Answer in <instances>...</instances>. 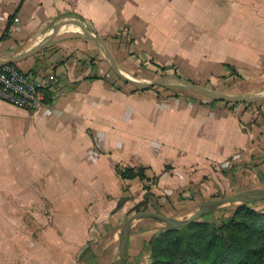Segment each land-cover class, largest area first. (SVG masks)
Listing matches in <instances>:
<instances>
[{
	"label": "crops",
	"instance_id": "1",
	"mask_svg": "<svg viewBox=\"0 0 264 264\" xmlns=\"http://www.w3.org/2000/svg\"><path fill=\"white\" fill-rule=\"evenodd\" d=\"M0 63L56 78L34 111L0 99V264H117L131 214L185 220L211 198L264 189V101L119 75L245 95L237 79L264 84V0H0ZM121 166L158 179H123ZM167 227L134 219L122 264H148Z\"/></svg>",
	"mask_w": 264,
	"mask_h": 264
},
{
	"label": "trees",
	"instance_id": "2",
	"mask_svg": "<svg viewBox=\"0 0 264 264\" xmlns=\"http://www.w3.org/2000/svg\"><path fill=\"white\" fill-rule=\"evenodd\" d=\"M159 68L168 69L167 66ZM154 87L157 88L156 85L150 88ZM118 170L123 179L139 177L154 182L158 179L157 176L149 178L146 167L121 166ZM144 188L150 191L147 184ZM142 203L136 209L140 210ZM228 212L231 214L221 218L210 219L205 215L186 226L156 232L148 244V264H264V211L241 203Z\"/></svg>",
	"mask_w": 264,
	"mask_h": 264
},
{
	"label": "water",
	"instance_id": "3",
	"mask_svg": "<svg viewBox=\"0 0 264 264\" xmlns=\"http://www.w3.org/2000/svg\"><path fill=\"white\" fill-rule=\"evenodd\" d=\"M79 25L82 27L84 32L87 33V35L95 38L99 42H102L105 46L106 44L101 40L100 38L96 37L95 34H92L90 31L86 29V27L81 23L78 22ZM60 29V26L56 28L55 32H57ZM119 75L123 80H125L128 83H131L135 86H138L140 88H149L154 85H158L160 83H163L167 80H177L180 82L182 85L190 88L193 91H196L206 97L219 100V101H225V102H235V103H253V102H258V101H264V94H259L255 96H233V95H227V94H221L215 91H211L207 88H204L186 78L181 77L178 74H168L166 76H162L160 78L155 79L152 82L149 83H144L140 82L138 80H135L133 78H130L128 76H125L119 72ZM264 200V189H255L252 191H246V192H238L234 194H230L227 196L223 197H218V198H211L207 201H205L202 206L194 213L192 214L189 218L185 220H178L174 217L151 211V210H142V211H137L133 214H131L128 219L124 222L123 228H122V235H121V240H120V251H119V256L117 260V264H122L123 259L126 254V248H127V241L130 233V228H131V223L134 219L140 218V217H154L156 219L161 220L164 222L168 227H183L188 225L194 220H197L211 212H213L216 208L228 204V203H253L256 201Z\"/></svg>",
	"mask_w": 264,
	"mask_h": 264
},
{
	"label": "built area",
	"instance_id": "4",
	"mask_svg": "<svg viewBox=\"0 0 264 264\" xmlns=\"http://www.w3.org/2000/svg\"><path fill=\"white\" fill-rule=\"evenodd\" d=\"M55 79L54 74L39 75L0 63V99L34 111L48 104L47 90Z\"/></svg>",
	"mask_w": 264,
	"mask_h": 264
},
{
	"label": "rangeland",
	"instance_id": "5",
	"mask_svg": "<svg viewBox=\"0 0 264 264\" xmlns=\"http://www.w3.org/2000/svg\"><path fill=\"white\" fill-rule=\"evenodd\" d=\"M166 75H168V74L167 73L162 74L160 77L166 76ZM160 77H158V78H160ZM237 81L239 82V84L237 86V87H239L238 89L241 91H247L246 93H248V94L245 93V95L240 94V95H233V96H255V95H259V94H264V84L263 85H261V84L260 85H255V84L253 85L249 82L241 81L240 79H237ZM233 85L232 84L227 85V86H224L223 88H221L220 86H219L220 88H218V86H202V87L207 88L211 91L221 93V94H227V93H225V91H229V90L234 91L235 88ZM156 86H157V88H162V89L163 88H165V89L171 88L177 92H182L184 94L192 95V96H195V97L200 98V99H205V100H211L212 99V98L206 97V96H204V95H202L196 91L191 90L190 88L182 85L180 82H178L177 80H174V79L167 80V81L160 83ZM256 90H260V91L256 92ZM241 93H243V92H241ZM227 95H229V94H227ZM230 95H232V94H230ZM220 197H223V196H220ZM216 198H218V197H216ZM256 202H258V201H256ZM256 202L249 203V204L254 207ZM239 204H241V203H228V204L222 205V206L216 208L213 212L207 214L206 217L212 219L214 217L220 216L218 218H221V216L228 213V210H230V208H232V206L235 207ZM27 216H28L27 218H32V213H28ZM37 216H39V215L37 214ZM33 219H35V218H33ZM38 219H39V217H38Z\"/></svg>",
	"mask_w": 264,
	"mask_h": 264
}]
</instances>
